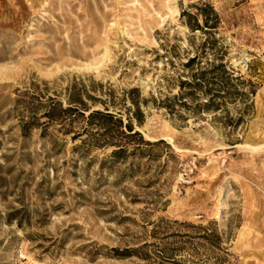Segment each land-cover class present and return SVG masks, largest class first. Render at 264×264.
Wrapping results in <instances>:
<instances>
[{"label":"rangeland","instance_id":"obj_1","mask_svg":"<svg viewBox=\"0 0 264 264\" xmlns=\"http://www.w3.org/2000/svg\"><path fill=\"white\" fill-rule=\"evenodd\" d=\"M0 264H264V0H0Z\"/></svg>","mask_w":264,"mask_h":264},{"label":"trees","instance_id":"obj_2","mask_svg":"<svg viewBox=\"0 0 264 264\" xmlns=\"http://www.w3.org/2000/svg\"><path fill=\"white\" fill-rule=\"evenodd\" d=\"M209 9H211L210 7H207ZM207 8L206 9H201L200 13L201 15L204 16L205 19V24L207 27L208 24V13H207ZM217 15V14H216ZM217 17V16H216ZM197 27H201L200 24H197ZM198 56H194L192 58H189V60L184 64L185 67H192L196 60H197ZM208 67L213 68L214 70H216L218 67L213 66V64L207 63ZM224 68V64H221L219 66V68ZM204 68V67H203ZM203 68L201 67L200 71H198L197 73L193 74V78H196L197 75L201 76L200 78H204V71ZM225 73H228L226 70H224ZM185 84H187L188 86H192L195 83H193L192 81L189 82H185ZM197 85V84H196ZM69 106L64 107L62 105V103H56V104H51L49 110L45 113V117H47L48 120V124L52 123V122H60L63 126H67V125H71L73 122H75L77 119L79 118H83L84 120H86L88 122V124L92 125L95 123V121H97V125L99 127L104 128V133H103V141L106 144H113L114 143H120V142H115L116 139H118L117 137L119 135L121 136H125L127 138H133V137H139L140 140H142V136L140 134V132L138 131H134L132 124L129 122L126 125H124L123 121L121 118H116V116L112 113H104L100 110H95L90 112L88 115H86V111L88 110L85 107V104L79 100H77L76 98H72V101L69 102ZM213 105L212 102H210L209 106ZM208 107V106H207ZM35 118H32V121H27L24 123V130L27 131V129L32 126L35 123ZM123 126L130 132L127 133L126 131H124L122 128ZM88 130V127L86 126L84 128V133H86ZM134 131V132H133ZM82 134H78V136H80ZM75 138H77V135L75 136ZM118 151L115 152V155H117L118 153L123 152V148L122 145L119 146Z\"/></svg>","mask_w":264,"mask_h":264},{"label":"bare ground","instance_id":"obj_3","mask_svg":"<svg viewBox=\"0 0 264 264\" xmlns=\"http://www.w3.org/2000/svg\"><path fill=\"white\" fill-rule=\"evenodd\" d=\"M255 149L259 148V147H254Z\"/></svg>","mask_w":264,"mask_h":264},{"label":"built area","instance_id":"obj_4","mask_svg":"<svg viewBox=\"0 0 264 264\" xmlns=\"http://www.w3.org/2000/svg\"><path fill=\"white\" fill-rule=\"evenodd\" d=\"M186 175H188V173L186 172Z\"/></svg>","mask_w":264,"mask_h":264}]
</instances>
